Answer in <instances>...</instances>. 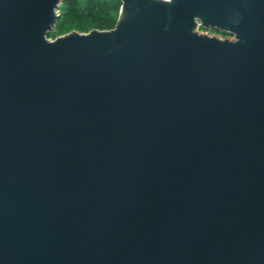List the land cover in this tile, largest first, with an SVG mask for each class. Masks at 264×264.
Listing matches in <instances>:
<instances>
[{
	"label": "water",
	"instance_id": "95a60500",
	"mask_svg": "<svg viewBox=\"0 0 264 264\" xmlns=\"http://www.w3.org/2000/svg\"><path fill=\"white\" fill-rule=\"evenodd\" d=\"M67 1L0 0V264H264V0Z\"/></svg>",
	"mask_w": 264,
	"mask_h": 264
},
{
	"label": "rangeland",
	"instance_id": "374dc122",
	"mask_svg": "<svg viewBox=\"0 0 264 264\" xmlns=\"http://www.w3.org/2000/svg\"><path fill=\"white\" fill-rule=\"evenodd\" d=\"M76 5H68L66 8L61 6L62 8L60 9V14L61 18L58 21V27L55 31V33L49 37L50 40L55 41L60 36H66L70 34H74V32L81 33V34H88L92 30H98L93 27H90V22H89V17L88 15L90 13H95L99 9L97 6L99 2L103 5L107 4L109 2L108 0H74ZM116 4V3H114ZM104 5V6H105ZM106 7V6H105ZM122 8V7H121ZM121 8L119 9V18H118V23L122 22V17L123 14L121 15ZM67 11V12H66ZM77 24H80L82 27H79ZM79 27V28H78ZM83 27H88V29H84ZM200 34L201 33H207L210 34L213 37H217L219 39H228V40H235L234 36H230L227 34H222L221 32L219 33L218 31H213L210 33L207 30H201V28L198 30Z\"/></svg>",
	"mask_w": 264,
	"mask_h": 264
},
{
	"label": "trees",
	"instance_id": "16d2710c",
	"mask_svg": "<svg viewBox=\"0 0 264 264\" xmlns=\"http://www.w3.org/2000/svg\"><path fill=\"white\" fill-rule=\"evenodd\" d=\"M107 4L104 6L101 2L97 3L99 9L95 11V13H90L88 15L90 27L98 29L100 31H107L115 29L118 25V18H119V9L122 7L121 3L115 0H108ZM116 3V4H114ZM76 5L74 0H69L63 4V7L66 8L68 5ZM67 12V11H66ZM79 27H82L80 24H77ZM78 27V28H79ZM85 30L88 27H83ZM52 36V35H50Z\"/></svg>",
	"mask_w": 264,
	"mask_h": 264
}]
</instances>
